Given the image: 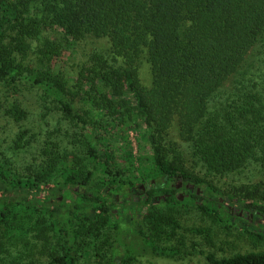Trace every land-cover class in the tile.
Wrapping results in <instances>:
<instances>
[{
    "label": "trees",
    "instance_id": "1",
    "mask_svg": "<svg viewBox=\"0 0 264 264\" xmlns=\"http://www.w3.org/2000/svg\"><path fill=\"white\" fill-rule=\"evenodd\" d=\"M94 40L109 45L87 55L83 48ZM78 46L85 57L74 71L69 60L57 63ZM142 65L149 85L139 81ZM30 87L84 125L92 121L85 104L113 125L131 119L121 95L134 92L160 154L137 177L88 145L87 154L102 162L99 186L95 171L70 164L68 148L59 155L60 144L25 174L0 160V264L42 263L40 255L47 264H132L139 241L158 254H204L212 229L185 227L181 216L196 209L226 232L238 231L231 204L256 214L259 229L243 225L242 232L264 241V202L224 196L212 181L173 165L160 145L179 122L194 163L211 174L240 171L252 160L264 169V0H0V113L25 121L17 95ZM121 228L133 236L117 261ZM205 254L210 264H264L263 250Z\"/></svg>",
    "mask_w": 264,
    "mask_h": 264
},
{
    "label": "rangeland",
    "instance_id": "2",
    "mask_svg": "<svg viewBox=\"0 0 264 264\" xmlns=\"http://www.w3.org/2000/svg\"><path fill=\"white\" fill-rule=\"evenodd\" d=\"M100 42L99 40L90 41L84 46L83 51L87 55L90 54L96 47L102 46ZM108 45L104 43L102 48L107 49ZM63 53V55L57 57V63L63 64L69 60L70 71H74L77 68L75 64L85 57L79 46L78 50L76 48L75 51L64 50ZM73 64L74 67H72ZM148 69L147 65H142L138 69L139 81L147 85L150 82ZM121 84L122 90L127 91V82ZM17 96L28 110L26 120L19 124L6 116L3 111L0 113V160L7 162L12 172L18 175L28 173L31 167L41 163L46 151L58 144H60L59 155L66 153L64 149L67 150L68 148L71 151L69 152L72 155L71 158L69 157L71 165L79 167L84 164L87 169L96 172L93 176L94 181H92L94 186H99L96 181L99 176L103 175V168L102 162L91 158L87 154L86 147L88 145H94L98 153L107 150L110 157H113L116 166L127 174L135 173L138 177L145 172L146 168L155 167L154 159L160 153L157 145L153 143L150 137L151 131H148L146 117L141 112L142 107L134 92L130 91L126 92V95H121L127 100L128 104L126 105L132 112L131 119L126 118L125 121L121 122L119 118L114 123L115 125L109 117L96 115L95 110L88 104H85L84 107L91 111V123L84 125L68 118L59 109L61 108L60 104L53 97H46L44 91L40 88H26ZM220 99L223 98L216 97L213 103L219 104ZM180 129L179 122H174L169 133L164 134L160 139V145L167 149V157L173 165L179 169L195 172L212 181L223 191L226 197L232 196L241 199L249 197L248 199L256 202H264V169L260 163L252 160V163L240 171L222 175L211 174L201 164L194 163L195 160L191 156V144L189 141L183 140ZM22 131H25L26 136H23L20 140L18 136ZM116 166H113L114 170H116ZM45 197L46 195L43 193L40 199L44 200ZM257 219H259V216ZM181 223L186 225L185 227H210L212 229L211 241L201 247L204 254L200 250L190 248H185V252L183 250L181 254L173 256L158 254L151 251L148 243L141 246L142 243L138 239L139 248L136 247L138 250H132L137 258L132 264H210L205 253L211 250L217 256H228L239 250L255 249L264 251V241L255 242L246 233L242 232L243 225L251 229H259L255 220L249 223L239 219L237 225L242 226L239 229L240 231L233 228L230 232H226L220 225H216L211 217L202 215L196 209H189L181 216ZM142 227L144 228V226ZM131 236H133L132 232L126 231L124 228L118 231V238L113 249L118 251L115 257L118 259L117 261H120V257L126 253L123 243L126 240L131 241ZM193 239L200 241L202 238L194 235ZM39 257H42L43 262L37 264H47V257L43 255ZM87 258H90V253L86 254Z\"/></svg>",
    "mask_w": 264,
    "mask_h": 264
},
{
    "label": "flooded vegetation",
    "instance_id": "3",
    "mask_svg": "<svg viewBox=\"0 0 264 264\" xmlns=\"http://www.w3.org/2000/svg\"><path fill=\"white\" fill-rule=\"evenodd\" d=\"M176 185H179L180 188H182L183 186V182L182 181H178ZM143 189V185L140 186ZM178 187V186H177ZM182 194V193H181ZM228 208L230 209L231 213H238V216L240 219L245 220L246 222H252L255 220V213H253L250 210H243V209H239L236 205H229Z\"/></svg>",
    "mask_w": 264,
    "mask_h": 264
},
{
    "label": "water",
    "instance_id": "4",
    "mask_svg": "<svg viewBox=\"0 0 264 264\" xmlns=\"http://www.w3.org/2000/svg\"><path fill=\"white\" fill-rule=\"evenodd\" d=\"M179 187V185H177Z\"/></svg>",
    "mask_w": 264,
    "mask_h": 264
}]
</instances>
